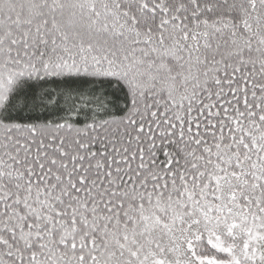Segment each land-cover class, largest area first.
<instances>
[{"label": "snow or ice", "instance_id": "1", "mask_svg": "<svg viewBox=\"0 0 264 264\" xmlns=\"http://www.w3.org/2000/svg\"><path fill=\"white\" fill-rule=\"evenodd\" d=\"M0 264H264V0H0Z\"/></svg>", "mask_w": 264, "mask_h": 264}]
</instances>
